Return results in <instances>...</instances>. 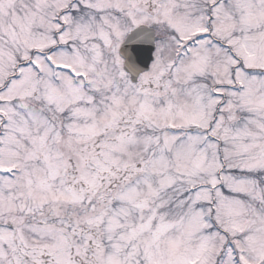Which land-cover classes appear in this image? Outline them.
I'll use <instances>...</instances> for the list:
<instances>
[{
    "label": "snow or ice",
    "instance_id": "1",
    "mask_svg": "<svg viewBox=\"0 0 264 264\" xmlns=\"http://www.w3.org/2000/svg\"><path fill=\"white\" fill-rule=\"evenodd\" d=\"M0 264H264V0H0Z\"/></svg>",
    "mask_w": 264,
    "mask_h": 264
}]
</instances>
